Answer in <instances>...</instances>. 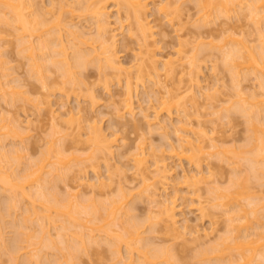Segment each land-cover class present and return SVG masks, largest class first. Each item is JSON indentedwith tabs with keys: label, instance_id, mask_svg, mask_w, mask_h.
<instances>
[{
	"label": "rangeland",
	"instance_id": "374dc122",
	"mask_svg": "<svg viewBox=\"0 0 264 264\" xmlns=\"http://www.w3.org/2000/svg\"><path fill=\"white\" fill-rule=\"evenodd\" d=\"M55 1L58 2L59 0L58 1L55 0ZM55 1H54V4H55ZM67 1H69V3L71 2L70 4L72 7L73 6L72 3L76 4L77 3L76 1H78V0H67ZM106 1L107 2H104V4L107 7V9L105 7V11L107 12L106 13L107 16H105V17L109 21V28H110L109 29L110 34L108 33L107 35H109V37H110L111 33H113V34L116 33V35H117L115 37V38H117V40L116 39L114 40L115 41V47H114L115 49H113V50H115L114 52L116 53L115 55L117 57V60H116V58H115V60H116V62H119L118 64H120L119 67L121 69L120 70L121 72L119 70H117V72L118 71L120 72V73L119 72L117 73V72L113 71V69L112 70H110V69L109 70L108 69L100 70L99 67H95V66H98L97 64L92 63V62L90 64L88 63L84 67L78 69L76 72V73H78L77 75H79V77L77 76L78 79L80 78L83 81H85V83L88 86L86 85L85 87L83 86L81 88L74 87L72 90H71L72 86H70L69 84L64 82L63 77L61 76L60 72H58L56 70L55 66L53 67L51 62L48 60L41 62L42 60H40L39 58L42 59L44 56L38 57L36 53H35V55L39 59L38 63L41 64L42 66L45 63L44 66H45V69L47 70L46 71L47 75H46V73H44V74H45V76L48 77L45 80L48 84V88H44V87L42 88V86H43V85L41 86L42 81L40 82V79H38L39 77H37V76H40L39 74L36 75V77H35V74L32 77L30 76L32 73L29 74L30 73L29 69H28L29 63H28V61H27L28 59L26 57L27 53L25 52V50L21 51L26 46L24 47L23 44L21 45L20 40H19L20 36H23V35L19 34V32L16 30L15 26H13L14 24L5 23L4 21H2L3 17L0 16V20H1L0 21V81H1L0 84L2 85V86L0 85V95L2 94L1 89L6 90V89H4V87L7 86L5 83H3L5 85L4 86L2 84V82H6V79H9L10 86H12L10 90L15 91L14 95H11V94H13V92H10L11 94L10 93L9 94L11 96H16L15 98L18 99V100L16 99L17 100L16 101L15 98L12 97V98H14L15 103L9 104L8 101H6L5 99L9 98L8 96H10V95H7L6 93H4L5 91H3L4 94H2V97H4L5 95L7 97L5 96V99H4L0 96V118L2 119L3 117H7V118H10V117L13 118L14 117L16 120L19 118L18 120H21L20 121L21 123L24 124L27 121V123L29 124V125L24 124L25 127L22 124L24 128L28 127V128H26V131H24L25 132V133H23L24 135H21L24 137V139L20 135H17L23 140L21 143H20L21 140L20 141L18 140L19 141V143H18L17 136L14 135V137H10V136H13L12 132H10L12 135L9 133L8 135H10V136L4 137L3 133L5 131L6 132L5 134H7V130H2L3 131L2 134H3L4 139L1 142L2 137L0 138V142H1L0 144L2 146H5V147H3L5 151H7V149H8V155H9V158L12 159V162L14 165L13 167L17 166V164L15 162L18 161L17 163H21L18 165L19 167L16 168V169H18L16 173L19 174L20 172H22V170H21L22 167L20 166L22 164H23L22 166L25 167L24 164L25 165L27 164L29 166H31V165L34 166V164L38 165L36 162H39V164H40V161L42 162V160L44 161V163H46L47 160L55 161L56 159L55 160L52 159L53 157L51 159L49 158L50 156L47 154L46 151L49 150V149H47V146H49L48 141L51 142V140L53 138L56 140L58 139V141L61 143L57 142V143H59L57 145H63L64 144V148H62V149H63V151L65 150L64 154H66V156L64 157V155H63V157H64L63 160L67 159V162H65V165L67 168H69V170H70V168H72L73 170L72 169L70 171L67 170V172L65 170L64 172L66 174L63 175L64 177L61 176L63 179L61 180V178H60L58 180V178H56L58 180L57 181L56 179H54V182H56V183L49 182L48 183L49 185L50 184L51 185L54 184V185H53V187L51 185H50V187L47 186V188L45 186V191H46V189H47V191L49 190L51 194L53 193L54 197H56L57 199H60L59 197H61V196H63V197L66 196L65 198H68V193L74 192L75 189H77V190L81 191L82 197L79 196V198H72V197L71 198H72L73 202L76 201L78 203L79 208L80 207L86 208V206H87V208H89L91 205L96 206V207L98 206L100 208V206L104 203L109 205L110 201H112L113 199L115 200L118 195H119L118 197L122 196V194H119V193H122V191L123 192L125 191L128 194H131V195H128V197L130 196L131 198L129 197L130 200H129V202L127 201L126 204L131 203L130 207L133 205L132 207H134V208H132V210L133 209L134 210L133 211L131 210V212H129L130 211L129 210L128 211L129 213L127 216L124 217V215L123 216L121 215L122 218L119 217L116 220L117 222L115 221V223H116V224L114 223L115 226L112 225V227H110L111 229H113V231L115 230L113 232V234L116 235L117 233L119 234V232L120 233L122 232V231H120L121 229L119 227L122 226L121 224L124 222H126V223L128 222V224H131V226L134 224L136 225V224L140 223L139 227H141V225L143 226L142 227L143 229L140 228V230L141 229L143 230V231H141V234L143 232V234L141 236H143L146 239L148 238V244L153 242L152 244L153 245L155 244V246H153V247L159 246L160 248H162V246L163 247L166 246V248H170V250H171L170 254H173V257L175 255L174 258L170 259L171 260V261H169L170 264H172V263L173 264H175V263L176 264H206L207 262L205 263L203 261L204 259L202 260L200 257L199 258L196 257V256H199L197 252H200V250L203 249L204 247L208 248V246H211V245L216 246L217 243L218 244L220 243V241L223 237L227 236V234H228L227 233L228 228L226 227L227 223H228L227 219L233 215L232 211H235V210L241 208L242 210H244V212H248V210L251 209V206H249L250 204H247V203L252 202L253 197L254 198L255 197H258V198L261 197L263 200L261 199L262 201L260 202L261 203L260 206H262V204L264 205V178H262V174H260L261 177H260V175L254 177V174L252 173L253 169H252V171L250 170L251 166L248 163L249 160L248 161L246 160L249 157L251 158V155L253 153L252 152L253 151L252 146L255 143L258 144L256 141H258L259 137H262L263 133H264L262 130V128H263L262 126L264 124V122H262V121H264V120H261V119H263V116H264V111H263L264 105H260L263 103L261 102L259 104V108H262V111H260L261 109H259V110L257 108L255 109V107L251 108L253 110L255 109V110H258L261 112L260 115L262 118H259V119L261 120L260 122H262L263 124L261 125L259 123V125H261L260 129L262 130V133H260V130H258L259 128L258 129L256 128V130L258 132L257 131L253 132V128L251 129L248 126L249 119L247 120V118H249V116L243 115V113L240 114V112H238L239 113L238 114L236 111H235L236 112L235 113L234 110L230 111V113H229L230 117H229L228 121L226 119L223 120L224 118L220 119V120L218 119L219 118L218 114L219 115L221 114L220 112H221V110L224 109V107L228 108V106L232 102H233L232 104H234V105H235V102L237 103L236 100H238V97L237 98H235V96L233 97V95H234L233 86L235 87L234 84L236 81L239 83L238 85H239L240 90H241V88H243L242 94L244 92L246 96H248L247 93L251 94L252 92H254V93L257 92L256 94H263V92H262L263 90L262 91L259 90L260 83L258 81V78H256V80L258 82L255 80L256 74H254V76L252 75L253 74L252 72H254L256 70L254 69V71L251 72L250 71L251 68H248L246 70L247 67H244L243 69H245V70L242 69L241 71L239 70L240 68H237V71L239 70V73H237L238 75H236V74L234 75L231 72L229 73L230 70L228 71L226 69V67H224V65H222L223 62L221 60V59H224L222 57V55H225V54H222V53L224 51H226L227 48L225 47L226 50H224V51L222 49L219 51L218 47L223 48V46L225 45L224 43H226V42H227V44L231 43L230 44V46H231L232 44H235L237 42V40H238V42H237L236 46L235 47H234V45H232V46L234 48L241 47L239 44V41H240V39H241V41H242V39H244V41H246V40L248 41V42L246 41L247 45L248 44H249L248 46L251 45V48H252V46L253 47L255 46V48H257V47L259 48V45L261 43H263L262 42L263 40H261V42H259L260 38H258V33L260 30L256 29L257 27H255L253 20L250 17L247 9H246V11L243 10V11L237 13L236 12L237 8L233 4H229V5H231L230 10L234 9L233 11H230L231 14L229 12H226V13H229L228 14L229 16L224 14L225 12L224 13L222 12L224 15L227 16V18L231 16L227 20H226V18H224L226 16L223 15L224 16L223 17L220 15L222 13L219 14V13H217L218 11L215 12L214 11L215 9L214 10L212 9L213 6L211 7L212 10L210 9V7H208L207 9H204V10H206L205 13L207 12L206 14H211L210 12H212V13L215 12V13H213V15L212 14L210 15L211 17L208 16L209 18L212 19V21H211V19L209 20V18L206 15H205V17H203L202 13L204 11L202 10L203 8L202 9L200 8L201 6H199V8H197L198 5L196 7V5L192 4L193 1L191 2L190 0H181L182 4L184 2L185 3L183 5L181 4L179 10L177 9L178 11L174 12V10H173L174 14L171 10V12L173 14L172 19H174V20H173V22H171L172 24L171 23L169 24L168 21L164 19L163 15L161 16V13L156 11V8H157L156 3L154 4L151 2L152 0L151 1L148 0L149 1L148 5H146V7L147 6L148 7L147 8L145 7L147 12H145V14H144V16L146 18L145 22H147V24H148L147 27H149V32L147 31L149 33L148 38L146 40L147 42L146 43L144 42V44L146 46H148L147 49L149 51H151L152 53H154L156 55V58L159 59V57H160L162 60L168 58V59H174L172 61H175V59L177 60V58H179L178 54H181L182 56L185 55L184 57L188 58V60H190L189 61L190 67H187L188 61H187V59H185V60H181V63H183V64H180V62H176L177 63V64H175L176 66L173 65V69L175 68V70L172 71V73L170 74L171 76L166 75L167 76V78H166V76H164V74H162L160 79H162L163 82L165 81L164 82L165 84H167V85L169 84L167 87L169 90H171L170 92L174 91V92H172L171 99H170L171 93H170V95H167V96L162 95L163 91L160 92L159 88L153 86L154 84H153V82H151L152 81L151 80L152 75L151 76L146 75V73H145V75L143 76V78L140 82H137L133 79L132 80V84H133L132 85L133 86L132 103H133V107H134V111H135V116L133 118V119H135V121L134 120L131 121V116L128 114L125 115V113H123V116H120L122 119L119 118V116L118 117L114 116L113 115V113H114L113 108L116 106L118 108L121 107L123 104V100L127 97L126 92H125L126 89L124 87L125 86L124 81H125V77L128 74L125 72V70L128 69L129 67H131L133 64H135L134 60L136 57L134 55L136 53H138V51H139L138 49L143 42H141L140 35L137 31V28L133 27L134 21L131 18H128L130 20L127 19V17H126L127 13H126L125 9L120 8L119 6L116 7V5L114 4L116 1L114 2V0H112L113 3L110 0H106ZM202 2H203V0L201 1V3ZM259 2H261V4H262V0L261 1L259 0ZM259 2H256V5L260 4ZM33 3H34V8L36 7V10H38V11L41 10V11H39L40 15L43 13L42 14L43 16H41V18L46 17L44 20L46 21V19H47V21H46L47 23H49L51 20L52 23L50 22V24H49L51 29L55 28L56 26L57 27L55 29L60 28V26H58L57 23L61 19L63 21L64 20L65 21L72 20L73 22L71 21L69 23H77V25L76 24L75 25H76L78 30L84 31L85 33L87 32L85 34L86 39H88V35H89L90 40H91V37H93V38L96 37V29L94 26L95 25L94 20L92 18H90L91 16L88 15L89 14L88 12H87L88 14L87 13L85 14V12L82 11V9L78 5H77V7H76V5L73 6L71 9L75 8V10H76V9L80 8V10H76L77 12L73 13L72 16H71V14L70 15L66 14V16H65L64 15L65 13H64L63 14L64 19L62 18L63 17L62 13H59L57 11V8H56L57 6L56 7L54 6L56 10L54 9L52 11H55L57 13L53 12L54 13L53 14L54 20L52 21V18H51L52 16L50 17V15H47V14H45V12H43L46 9H47L46 11H48V9H51V7L48 4L49 0H34ZM145 3L147 4V1ZM261 4H260V6H261ZM58 5H59V2H58ZM233 6L235 8H232ZM260 6L258 5L257 7L260 8V11H262V12H260V14L262 13L261 14V16H262V15H264V9H263L264 7L261 8ZM39 7H41V8H39ZM44 8H46V9H44ZM117 8H119L121 11V13H119L118 15H117ZM217 8H216V10H217ZM42 9H44V10L42 11ZM200 9L203 12L202 11L200 12ZM218 9H221V10H219L220 12L223 11L222 8H220V7ZM207 10H209V11H207ZM59 11H61V10H59ZM48 12L51 14L50 10ZM198 12L200 15L198 14ZM216 13L219 14L221 17L216 15ZM59 14H61L62 17ZM54 15H55V18H58V19H55ZM198 16H201L200 18H203L204 20L208 19L207 20L208 22L206 21V24H208L209 26L204 25L205 22L202 23L203 20L200 21L199 19H196V18H199ZM48 17H50V18L48 19ZM88 17H89V19H88ZM117 18L121 19V22L123 21L122 26H125L127 24H129V25L131 24L130 28L132 27L133 36L131 35L132 32H130V33L127 32V30L125 29L127 27H125L123 29L122 33L119 32L120 31L119 30L120 23H118V21L116 22ZM169 18H171V16ZM262 18L264 20V16ZM56 20H58V21L56 22ZM196 20L197 21L199 20L200 22L198 21V23H197ZM54 21H55V23H54ZM63 21H62V23H63ZM116 23H118V24H116ZM196 23H197V25H195ZM200 23L202 25V26L200 25V27H202V28L199 27ZM53 24H54V27L51 26ZM49 26L47 28H49ZM44 28L43 29L46 32L48 30H51L50 28L49 29H47L46 27H44ZM111 29H113L115 31L111 32L112 31ZM44 30H43V32H44ZM52 30L50 32H52ZM109 30H108V32H109ZM134 30H136V31H134ZM226 30L227 31L229 30V31L226 32ZM48 32H47V34L44 32V35H42V36L40 34V36L43 38H41L39 36V40H37V38H38L37 36H36L37 37L36 39L32 37V39L29 40L30 37L28 38L27 35H24V38H23V41L25 42L24 45H26L28 43L27 45L29 46L31 41H32L31 43L34 44V42H36L35 40L39 41L38 42L39 45H42V43L44 42V38L48 39V40L51 38V36H47V35H49ZM36 33L37 32H34V35ZM39 33H40V30H39ZM39 33L36 35H39ZM63 33H64V35L66 34L65 31H63V32L61 31L62 35H60V34L59 35L62 37V39L65 42L66 41L65 37L68 35L63 37ZM227 33H228V35H229V33H231V34L233 33L232 36L235 34L234 37L231 38V39H234V43H233V40H231L232 42H228L230 40L229 38L231 36L228 37V35H226ZM50 34H52V33H50ZM223 34H225V35H223ZM260 35H261V33H260ZM25 36L28 38V40L30 42L28 41L26 43L27 39ZM54 36H55V34H54ZM25 39H26V41H25ZM33 39H35V40H33ZM139 39H140V43H139ZM226 39H228V41H226ZM263 39H264V37H263ZM40 40H42V41H40ZM88 42H91V41H88ZM258 42H259V44H258ZM221 45H223V46H221ZM36 46H38V45L36 44ZM225 46L229 47V45H225ZM82 48L86 50V47L84 45ZM251 48L249 47V50H251ZM242 50H243V48H242ZM255 50L256 49H254V51ZM36 51H37V49H35V52ZM180 51H181V53H180ZM177 52H179V53L177 54ZM38 53L40 54L41 52L39 51ZM243 55H245V54H243ZM183 61L186 64H184ZM191 63H193V64L196 63L195 65H193V67H195V69L193 67H192V69H194L196 71V73H197L196 75H198L197 80L199 82V85L202 87V89L196 88L197 86L194 85L195 83L193 84L189 80L190 79L189 77L192 78L191 75L188 76V73H189L188 71L191 72V70H192V69H189V68H191ZM180 67L182 68L181 70L179 69ZM41 69L44 70V68H41ZM54 69L56 70L55 72H53ZM185 69H187V70H185ZM235 69H234V73L237 72ZM48 70H49V72H48ZM194 70H192V71L195 73ZM147 71H148V69H147ZM184 71H185V73H184ZM161 72L163 73V71H161ZM161 72H159V73L161 74ZM193 72H191V73L193 74ZM4 73H8L9 74L8 77H6V78L2 77V75ZM172 74H174V75H172ZM231 75L237 76L236 78L234 77L235 82H233V76H231ZM44 79H45V77H44ZM195 79H196V77H195ZM41 80H43V78ZM153 81H154V78H153ZM193 82H194V80H193ZM232 83H234V84H232ZM257 83H259V84H257ZM192 84L196 88V89H194V87L192 86L193 90L196 91L198 89L197 94L199 93L198 92L199 90L200 91L202 90L205 93V88L208 89V87L211 89L210 93H212L214 90L218 91L214 94L212 93V95L215 96V99L213 98L212 104H210V106L212 105L211 106L212 108L208 105L209 103L205 102V99L203 97H201L200 94H199L200 96L197 95L198 98L196 97V99H195V97H194L195 100H197V99L198 100L194 101L193 103H197V104L192 103V105H191V102L193 101V99L191 101H190V99L193 98L194 94L191 97H189L190 93L187 94L188 91H186V93H184V88L186 90L189 87V85L191 86ZM104 85H107V87ZM258 85H259V87H258ZM85 88H86V90H85ZM88 88H90V91H92L91 93L93 94V97H95L94 100L91 98V95H90L91 93L88 90ZM174 88H176V89H174ZM157 89L159 90V92L161 94L158 92ZM210 89H208V90L210 91ZM260 89H262V88H260ZM179 90H180V92H179ZM188 90H189V88H188ZM193 90H191V92ZM208 90H207V92H209ZM175 91L177 94L175 93ZM232 91H233V94H232ZM24 92H26V94H28L29 99L31 100V101H29V103H27L28 101L26 102V100L24 101V99H23L24 96L26 95ZM61 93H63V94H61ZM210 93H208V95ZM17 95H19L20 97H18ZM161 95H162V97H161ZM177 95L180 96V97H178L179 99L180 98L182 99L181 101L180 100L178 101L179 104L175 103V100H173L174 97ZM186 95L188 97H186ZM47 96H49V97H47ZM244 96L243 97L240 96L243 98L242 100H244ZM182 97H184V98H182ZM261 97L262 96L258 97L257 101H259V100L263 101V99H262L263 97L262 98ZM162 98H164V102L167 101L166 102L167 104L165 103V106L163 104ZM175 98H177V97H175ZM10 99L11 98H9L7 100H10ZM167 99L170 100V102H168ZM245 99H247V97ZM14 100H12V101H14ZM45 100H50V102H51L50 105H48ZM177 100L178 99H176V101ZM183 100H184V105L186 104L185 106L187 108L186 109L187 111L186 112L184 111L185 114H183V112L180 111L181 110L180 107L183 106V105H181V104H183L182 103ZM242 100H241V102H242ZM257 101L255 102L257 104L256 107L258 106ZM171 102L173 104L174 103L176 104V108H177V105H179V106L181 105L179 107V109H177L180 111L179 113H177L175 111L176 110L175 105L171 106V104H172ZM209 102H211V101H209ZM238 102H239V100H238ZM38 103H42V104L39 105ZM168 103L169 104L171 103L170 107H171V114H172L171 117H169V118L166 116V113H165L166 111L164 110V107H167ZM206 103H207V106H206ZM223 103H225V104H223ZM246 103L247 102H245V104ZM255 103H252V104L255 105ZM37 104H38V106H37ZM161 104H163V107ZM240 104L241 103H239V106H240ZM160 105L162 107V110H161ZM185 106L182 107V109L185 108ZM191 106H195V107L193 108ZM233 106H232V108H234ZM38 107L40 110H37ZM173 107L175 109H173ZM232 108H230V109H232ZM119 109H121V108H119ZM78 111H80V112H78ZM216 111L217 112L219 111V112L216 113ZM224 112H225V110H223V113ZM251 112H252V110H251ZM257 112H255V115ZM144 113L146 115L148 114L149 115L148 117L150 118V120L152 118L153 122L156 121V120H154V115L157 113L159 117H157L156 122L160 121V124L163 125L164 123H161V122L163 120H165L166 126L164 124V127L165 128L167 127V128L164 129V131H163V129H160L158 127L159 124H158V126L157 125L153 126L154 125L153 124L152 125L153 129H152L150 126L146 125V123L143 120L141 122H139V120L142 119V115ZM214 113H216V114H214ZM258 114H259V112H258ZM260 115L258 117H260ZM80 116H81V119L82 118L84 119V120L82 119L84 125L81 124L82 121L80 119ZM54 117H59L58 118L59 120L61 119V121H62L61 125H59V123L58 124L55 123V119H53ZM181 117H183L182 118L183 120L181 119ZM75 119L81 122L80 125H82L83 131L86 130L87 123L96 124L97 126L99 125L98 127L105 133V135L110 136L109 139L111 138V136H112V138H111L112 140H113V138H115V142H113L114 146L112 148L113 154H112V156H110L108 158V162H107L108 166H106L107 160L105 159V157H103V155L101 153H96V154H101L103 157L102 158L100 155H97L98 160L94 161L97 163V165H96V163H91V162H93L92 160H91V162H89L88 160H85L86 157L89 154H91L92 149L88 146V144L82 143L83 141H80L81 143L79 144L76 142V140H75V143H74V139L72 140V137L77 136V135L70 133L72 131L71 128H73L74 125L75 126L79 125V123H77L78 121H75ZM256 119H258V118L256 117ZM136 120L138 121L137 123L140 127L139 128L140 130L138 128H137L138 130H136V128L134 129V127H133L132 122L136 123ZM179 120H182V121L189 120L192 124L191 129L193 131L194 130L195 131L200 130L201 127H203L202 128L203 134H201V135L202 136L204 135V130H205L204 136H206V133H207V138H206L207 140H205V142H207L208 138H210V136L212 137V134H213V137H215L216 141L219 142L218 144L221 148V153H219L221 155H219V157L222 158L221 160H224V161H221L218 158V155H216V157L220 162L217 161V159H213V158L210 159L211 157H208L209 155H207V154L205 155V153H204V156L202 154H198V156L201 155V157H199V158H201V160L198 157H196V158H198L201 162L202 161L204 162V164H203V162L201 163V167H202L203 171L206 170L205 173L203 172V174H205L207 176V177L205 176L207 178V179L205 178V180H208V181L210 180V181L209 182L207 181L208 183L202 182L203 183L202 185L199 184V186H197V187L200 189L197 188V190H195L196 189L195 186L193 188H191L193 190V192H195V193H193L191 189L186 187V185L183 183V181L185 179L184 180L182 179L184 175L185 176H191V175L195 174L194 172H196V170L193 169L194 166L192 164L189 165V162L185 159L184 160L183 159H181V160L177 159L174 155H172V153H170L171 151L170 152L168 151L169 149L167 150L168 143H171L173 145V147L175 146V148L178 146L177 145L178 142H177V138H176V135L174 133V130L179 127V123H178ZM63 121H65L67 123H65ZM255 121H257V120H255ZM76 123H77V125H76ZM55 125H57V129L60 130L59 134L58 133L55 134V129L53 128V127H55ZM177 125H178V127H177ZM257 125H258V123H257ZM65 126H67V127L65 128ZM64 128L69 129V131L68 130H66V131H68L69 132L68 134H71L72 136L67 134V137L63 136L65 139L59 140V137L61 138L62 134L64 135V133L61 132L62 129H64ZM82 128H81V130H82ZM248 129H249V131L251 129V133L253 132V133H255V135L253 133L252 134L254 136H257L256 137L257 140H255V142L252 140L253 141L252 145L248 143L250 140H247V139H248V137L254 138V136L248 131ZM73 130L75 131V133H77L75 130V127L73 128ZM110 133H112V134L110 135ZM165 134H166V136H164ZM249 134H251L252 137H251V135L248 136ZM0 136H2V135H0ZM260 139L263 140L264 137H262ZM82 140H84V139L82 138ZM4 142H5V144H4ZM123 142H124V144H123ZM141 142H144V144L143 143L142 144L146 145V147H147L146 152L148 151L149 153H151L150 157L147 158V160L149 161V164L152 162L153 159L162 160V157H164L162 160V161H164L165 158L170 157L171 155H172V157L174 156L173 158L172 157L168 158L165 160V162H163L165 165H167V168L171 170V172H170L171 177L169 178L168 185H167L169 188H167L166 192H163L164 190H160L162 188V186H159L156 184L157 186L154 190L155 191L157 190L156 193L157 194L159 193V194L158 195L155 194L156 195L155 199L158 200V198L161 197V200L159 199L158 201H163V199H168V201L169 200L173 201V204L175 205L174 215H175V218L177 219L176 220L177 221L176 226L178 227L187 221V223H185V224L189 225L190 228L188 227V225H187V227L190 231L192 230V232L190 234H188L189 232H187L185 235L179 234V233H182L183 230L180 227H178L179 229H177V230L180 231V229H181V231L176 232V235L178 237L175 236V231L170 232L169 231L170 229L168 230L167 227L164 226V224H163V223H165V220L164 221L161 220V218L164 216L163 213L160 212L162 210V208L159 206L157 208V205L154 207L153 205H155V204H153V203L151 204V202L148 203L150 201L149 200L150 198H149V196H148V199L146 197H147V194L149 195V193L144 192L145 190L143 191V189H144V185L145 186L148 185L147 183H149L150 180H149V182L146 181L147 183L145 182L146 184L144 183L142 185L141 184L142 182L140 181L141 178H138V176L135 175V172H134L135 170L132 166V161H131V157H132L131 153L136 148L135 145H137V146L139 144L141 145ZM76 143H77V145L75 147ZM55 144H56V141H55L54 145ZM14 145H16V146H14ZM18 146H19V148H18ZM54 147H58V146H54ZM12 148H14V149H12ZM75 148H76V151L74 153ZM148 148H149V150H148ZM162 150H164V151L162 152ZM170 150H171V148H170ZM207 152H209V151L207 150ZM45 153H46V155H45ZM168 153H170V155ZM44 155L46 157H48L47 160H46V157H44ZM73 156L79 158V160L81 159L79 161V162H81L79 164L80 168H79V165L76 164L75 160H77V159L74 158ZM203 157H204V159L202 160ZM207 157H208V160L205 161V158L207 159ZM14 158H18V160L14 159ZM43 158H45V160ZM151 158H153V159H151ZM68 160H72L71 162H69V163H71L70 167H68V164H69ZM232 160H235L237 163L231 164L230 161H232ZM51 161H50V163H51ZM148 161H147V166H150V167H148V169L150 168L149 171H151V169L153 170L154 168H152V165L148 164ZM3 162H4V164H6L5 163L6 161H3ZM3 162H2V164H3ZM56 162H57V160H56ZM74 163H75V165H74ZM82 163H83V165H82ZM207 163L209 166V172L211 171L210 175L207 173L208 168L205 169ZM36 165L34 166V168L32 167V169H35ZM76 165H77V167H76ZM235 165H237V166H235ZM72 166L73 167L75 166V168H73ZM93 166H94V168H93ZM145 166H146V164H145ZM203 167H205V168H203ZM256 167H259V166L256 165ZM49 168H51V166L49 167V165H48V167L46 166L45 170H47ZM233 168H235V169H233ZM82 169L84 170L83 172L81 171ZM93 169L94 170L96 169L95 172L97 171L99 173V176H101V178L103 179V180L102 179L101 180L103 182H105L106 187L105 188L102 187V189H101V187H99L100 190L97 188L98 189L96 191L97 193L94 192L96 197L92 199L93 196L90 195L91 192L89 191V189L85 188L86 185H80L79 186V184H86L87 180H89L88 183H90V181H91V183L96 182V178L94 175L95 173H94ZM50 170H52V169H50ZM234 170H236V171H234ZM64 172L62 174H64ZM78 172H80V173H78ZM146 172L148 173V171H146ZM153 173H150V175L152 176ZM82 174H84V176ZM258 174H259V172L256 175H258ZM49 175L50 174H47V178ZM148 175H149V173H148ZM150 175H149V177H150ZM49 178H48V181L51 179V178L50 179ZM231 182H235L237 184L242 183L241 185H244V187H246V189H247V190L243 191L241 196H239V198H238V204L240 205V207L237 208V203H234V204L229 203V204L224 205V206L214 207L215 201H212L210 195H208V193L206 192L207 187L208 186L212 187L213 185H216V186H219L220 188L222 187V189H226L227 186H229V185L232 186L233 183L231 184ZM56 184H57V186H56ZM34 185L32 187L26 186L24 189L25 190L24 193H26V194L28 192L31 193L30 195H33L32 196L33 199H34V195L37 194V190H39ZM107 185H109V186H107ZM83 186H85V187H83ZM120 186H122V187H120ZM158 186L160 188H158ZM29 187H31V188H29ZM229 187H227V188H229ZM50 188H54V190L50 189ZM121 188H122V191H120ZM123 188H124V190H123ZM150 188H153V187H150ZM4 189L0 183V206L3 207L4 203L6 202L5 205L7 204L6 206H8V207L5 206L6 208L12 207V205L11 206L8 205V202L9 201L11 202L10 191L8 189L6 191H3ZM17 190H19L18 192L20 194V189H17ZM54 191H56V192H54ZM15 192L16 191L14 190V193ZM98 192L99 193L103 192V193L99 194ZM16 194H18V193H16ZM83 196H84V198H83ZM157 196H159V197L157 198ZM18 197H20V195ZM26 197L23 198L21 196L20 198L17 199V195H16L15 199H16V201H19V199H20V201H19L20 203L19 202L15 203L16 201H12L14 203V205L15 204L16 205L15 206L13 205L14 207H12L11 209L9 208L10 213H8V210L6 212L5 210H3V208H1L3 211L6 212L5 218L3 217L4 220L7 219V221H4V223H3V221H0V224L2 222L3 227L5 226L4 228L3 227L0 228V229H2L1 231H3V234H4L3 240L7 239L6 243L4 240L3 244L5 243L4 246L5 245L7 246V244H8L9 247L8 246H7L8 248L3 247L4 249H6L5 251L0 249L1 250L0 251L1 252L0 253V264H11V262H10L11 260L9 261V259H12V258H10L13 255L12 251H13V249H15V246L17 245L18 242L19 243L21 242L20 246L22 247V250H21V247H18L19 243L16 246V248L18 247L17 248L18 254L16 256V258H17L16 260L19 259L18 264H20V263L24 264L25 262H27L26 264H29V263L34 264L33 262H35L38 258L37 256H35L34 251H36V254L38 253L37 254L38 256L40 254L39 257H41V254H43L44 257L42 255V258H44V260H45V258H47V262L50 261V263L53 264L51 261H54L57 264V261L62 256L61 253L63 252V251L62 252L60 251L61 252L60 253L58 251V249H59L58 247H60L59 242L61 240H63L61 234L63 233V235H66L68 242H71L73 240L72 238H75V237H71V234L73 233L72 235H74V232H76V231H77L76 233L78 234L79 229H81V228L85 229V228L81 227L78 229V228H76L77 227L76 225H74V228H73V226H69V224H67L69 228H66L67 225H65L66 229H63L64 227L61 228V223L59 222L55 226V228H53L54 225H53V227H51V226L47 227V229L49 231L47 230L46 232H48V233H47V235L46 234L45 235L49 236V237H46V236L42 237V236H44V235H42L41 237L44 238V239H42V244H41V242H39L40 244L38 242L34 243L36 241L34 238L37 236L36 238L38 239L39 234L40 235L42 234L37 230L38 229L37 227H40V225L38 224L40 221H39V218H37L38 223H37V221H34V219L35 220H37V219L33 214H31L32 218H30V217H27V215H26V214H28V212L23 213L26 210L25 209L26 206H27V208L28 207L30 208L31 206H28V205H32V204H29L30 198H28V200H27ZM4 198H5V200H4ZM8 198H9V201H6V200H8ZM22 198H23V200H21ZM65 198L61 197L62 200L63 199L65 200ZM35 199H38V198H35ZM89 199H90V201H89ZM94 199H95V201H93ZM118 199L119 198H117V200ZM131 199H133V201ZM255 199H257V198H255ZM224 201L226 202L228 200H223V201L219 200V203L224 202ZM10 202H9V204H12ZM90 202H94V203L91 204ZM96 202L98 203V205L96 204ZM99 202L101 203V205ZM199 202L202 203L201 206H204L203 215H201L199 210H198V208L200 207ZM216 203L218 204V202H216ZM235 204H236V206H235ZM35 207L37 209L36 211L40 210L37 205ZM126 208H127V206H126ZM2 210H0L1 211L0 213H2ZM242 210H241V212H243ZM158 211L160 213H162L161 214L162 216L160 215V213H158ZM151 213H152V215H151ZM258 213H259L260 217L256 220L249 214L248 217L250 219H248V220H250L251 222L248 223L249 225L246 228L248 233L246 231H245V233L249 234V236L252 235V233H253L254 236L253 235L252 236L254 237V240L257 239V241L255 243H253L254 245L251 247L252 248L254 247L253 249L255 250V252H257L256 248L260 247V248H258L260 251L258 250L257 253L261 252V254H264V253H262V252H264L262 249L264 247H263V245H260L262 243L261 242L262 239H264V218H262V216H264L263 215L264 210H260V208H259ZM148 214L151 215V220H149ZM6 215H9V216H6ZM3 216H4V214H3ZM28 216H29V214H28ZM78 216H80V214ZM80 217L84 218L83 214ZM152 217H153V219H156L158 217L157 218L158 222H156V220H154L155 222L152 221ZM154 217H156V218H154ZM159 217H160V220L162 222L158 220ZM22 218H24L25 222H27V223L23 222L24 219H22ZM20 220H22V221H20ZM26 220H28V221H26ZM32 220L34 223L30 222ZM184 220H186V221H184ZM150 221H152L153 223H156V224L158 223V224L154 226V224L151 222L153 225L149 226L151 224V223L149 224ZM22 222L25 224H23ZM35 222L38 224V226H36ZM84 222H85V220H84ZM241 222H240V224L243 223V222L242 223ZM244 222H245V220H244ZM56 223H57V221H56ZM238 223L239 222H237L236 224H238ZM21 224H23L25 226L22 227L23 225H21ZM40 224H41V222H40ZM1 225H0V227H1ZM87 225L90 226L89 224H87ZM116 225L118 226V228L116 227ZM20 226L22 228H20ZM123 226H124V224H123ZM125 226H127V225H125ZM249 226H250V228H249ZM49 227H51V228H49ZM24 228H27V230L28 229L29 230L28 231L26 229L24 230ZM115 228H117V229H115ZM152 228H153V230H150ZM248 228H249L250 232H249ZM45 229H46V227H45ZM82 229H81V231H82ZM164 229H166V231ZM85 230H87V229H85ZM144 230H146V231H144ZM244 230H245V228H244ZM18 232H23L24 234H26V236H28L27 234H29V236L27 238H30V237L34 236L35 234H38V235L32 237L33 240H35L34 242L32 241L34 243L33 246H31V245L28 246L27 245L28 242L26 243V242L22 241V240H25V241L27 240V238H22L24 236L21 237L22 239H18L20 241H18V240L16 241L17 236L19 237ZM49 232H50V235H48ZM85 232L86 231H84V233ZM243 232L244 231L242 230V233ZM19 234L21 236L22 233H19ZM178 234L183 235V236L179 237ZM196 234H197V236L200 235L201 239L203 237L202 240L200 239L203 244L201 242H199L200 240L197 241V242L201 243L200 245H202V246L205 244L203 247L199 246L198 243L195 241H194V243L191 242V241H193L191 239H193L194 235H195V237H197ZM205 234H208L207 235L208 237L204 238ZM79 235H80V233H79ZM259 235H261V238ZM66 236H64V240H67V239H65ZM252 236H251V239H252ZM80 237H82V239H85L81 235H80ZM80 237L78 236L77 238H80ZM174 237H176V238L174 239ZM59 238H61V240ZM207 238L209 239V241ZM99 239L97 238V241H99ZM101 239H100V241H101ZM69 240H71V241H69ZM102 240H104V239H102ZM149 240L151 242H149ZM28 241H31V239L30 240L28 239ZM105 241H103L104 243L101 241V245H99L100 243L97 242L98 245L96 246V244H97L96 243L94 246H91V248L89 247L88 248L89 250L88 249L86 251L82 250L81 254L79 253V255L77 256L78 258H77V260H75V262L78 264H119V263H116L117 259H116V261H115V259L114 260L112 259V257H114V255H113V253L110 254V252H111L110 248L111 247L109 246V244H107L108 242H105ZM32 242H30V243H32ZM263 242H264V240H263ZM53 243L54 244L56 243V246H54ZM71 243H69V244H71ZM75 243L71 244V246L68 243H66V244H68L70 247H72L73 245L75 246ZM195 243H196V245H195ZM45 244L47 247L44 246ZM116 244L118 245V246L115 245L116 249L118 248V250L122 254V257L126 258V256H127L126 252L127 251L125 250L124 246L122 244H118L117 242H116ZM152 244H150V245H152ZM62 245H64V244H61V246ZM108 247H109V250H108ZM0 248H1V244H0ZM39 248L41 249V251H39L40 250ZM47 248H49V249H47ZM60 248H62V247H60ZM18 249H20V250L18 251ZM261 249H262V251H261ZM2 251H4V252H2ZM15 251H13V252H15ZM234 251H235V249L233 250V252ZM29 252H31V253L34 252V255L29 254ZM233 252H232L233 256L235 258L239 259L238 250H236L237 254L235 252L234 253ZM65 253H66V251H65ZM77 254L78 253H76V255ZM14 255H16V253ZM24 255L26 257L28 255L29 256L31 255L30 256L31 260H29V256H28V258H26ZM32 255H33L34 260L32 258ZM24 257L26 260L24 259ZM35 257H37V258H35ZM255 257H256V255H255ZM259 257L261 258V256H259ZM259 257L255 258V262L259 260V259H257ZM54 259H56V260L58 259V260L56 261ZM61 259H63V257H61ZM199 259H201L202 261ZM28 260H29V262H28ZM37 261H38V263H37ZM37 261L35 264H41L39 262V260H37ZM43 261H42V264H44ZM60 261L62 263V260H60ZM45 262H46V260H45ZM239 263H243V262L239 261ZM258 263L259 262H256V264H258ZM46 264H49V263H46ZM58 264H60V263H58Z\"/></svg>",
	"mask_w": 264,
	"mask_h": 264
},
{
	"label": "bare ground",
	"instance_id": "6f19581e",
	"mask_svg": "<svg viewBox=\"0 0 264 264\" xmlns=\"http://www.w3.org/2000/svg\"><path fill=\"white\" fill-rule=\"evenodd\" d=\"M33 1L34 0H0V16H2L3 18H2V21H4L5 23H12V24H14L13 26H15V28H16V30L19 32V34H21V35H23V36H20V44L22 45L23 44V46L25 47V48H23L21 51H23V50H25V52L27 53L25 56L27 57V61H28V69H29V74H31L30 76L32 77V76H34V74H35V77H36V75H40V76H37V77H39L38 79H40V82H41V86H42V88L44 87V88H48V84H47V82L45 81L48 77L47 76H45V74L44 73H46V69H45V63L43 64V66L41 65V64H39L38 62V60L40 59V60H42L41 62H43V61H46V60H48V61H50L51 62V64L53 65V67L55 66V68H56V70L58 71V72H60V74H61V76L63 77V79H64V82L65 83H67V84H69L70 86H72L71 87V90L74 88V87H77V88H81V87H85L87 84L85 83V81H83L82 79H78V77H79V75H77L78 73H76L77 72V70L78 69H80V68H82V67H84L86 64H90L91 62L92 63H95V64H97L98 66H95V67H99L100 68V70H105V69H110V70H112L113 69V71H115V72H117V70H121L120 69V64H118L119 62H116V60H117V57H116V53L114 52L115 50H113V49H115L114 47H115V39L117 40V38H115L117 35H116V33L115 34H113V33H111V35H110V37H109V35H107L108 33L110 34V28H109V21L106 19V17L105 16H107L106 15V11H105V7H106V5L104 4V2H107L106 0H78V1H76L77 3L75 4V3H72V5L73 6H75L76 5V7H77V5L82 9V11H84L85 12V14L87 13L88 15H90L89 17L90 18H92L93 20H94V26H95V29H96V37L95 38H93V37H91V40H90V38H89V35H88V39H86V33L84 32V31H81V30H78L77 29V27H76V25H77V23H69V22H71L72 20H70V21H68L66 18V20L68 21H63L62 19L61 20H59V22L57 23V25L58 26H60V28H58V29H55V28H50V26H49V24H50V22H51V20H50V22L49 23H47L46 21H47V19H46V21L44 20L46 17H44V18H41V16H43L42 14L40 15V12L39 11H41V10H36V7L34 8V3H33ZM54 1L55 0H49V6L51 7V9H48V11L50 10V12H51V14L48 12V11H46L47 9L46 8H44V9H46V10H44V9H42V11L43 12H45V14H47V15H50V17L52 18V21L54 20L53 19V12H55V11H52V10H54L55 9V7L57 8V11L59 12V13H62V15L64 14L65 16H66V14H68V15H70L71 14V16L73 15V13H75V12H77L76 10H80V8L79 9H76L75 10V8L74 9H71L72 7H71V2L69 3V1H67V0H57L58 2H59V5H58V2H56L55 1V4H54ZM110 1H112V0H110ZM116 1V2H115ZM147 1V4L145 3ZM114 0V4L116 5V7H120V8H123V9H125V11H126V13H127V19L128 18H131L133 21H134V23H133V27H135V28H137V31H138V33H139V35H140V39H141V42H143L141 45H140V47H139V51H138V53H136L134 56L136 57L135 58V64H133L131 67H129L128 69H126L125 70V72L128 74L126 77H125V83H124V87H125V89H126V98L123 100V104H122V106L121 107H119V108H121V109H119L117 106L116 107H114L113 108V115L114 116H119V118H121L120 116H123V113H125V115L126 114H128V115H130L131 116V121L132 120H134L135 121V119H133L134 118V116H135V111H134V107H133V103H132V93H133V84H132V80L134 79L135 81H137V82H140L141 80H142V78H143V76L145 75V73H146V75H152V81L151 82H153V86H155V87H157V88H159L160 89V92H162L163 91V94L162 95H170V93H171V96H170V99H171V97H172V92H174V91H172V92H170L171 90H169L168 89V85L167 84H165L163 81H162V79H160L161 78V76H162V74H164V76H168V75H170L171 73H172V71H174L175 70V68L173 69V65H175V64H177L176 62H180V64H183V63H181V60H185V59H187V67H190V63H189V61L190 60H188V58H185L184 56H182L181 54H178L179 52H177V54H178V57L179 58H177V60L175 59V61H172V60H174V59H161L160 57H159V59L158 58H156V55L154 54V53H152L151 51H149L148 49H147V47L148 46H146L145 44H144V42L146 43L147 41V38H148V35H149V27H147L148 26V24H147V22H145L146 20V18H145V16H144V14H145V12H147L146 11V8L148 7H146V5H148V2L149 1H151V0ZM191 2H192V4H194V5H196V7H197V5H198V7L197 8H199V6H201L200 8L204 11H202L201 9H200V12L202 11L203 13H202V15H203V17H205V15L208 17V16H210L211 14L213 15V13H215V12H217V13H224V14H226L227 16H229L228 14L230 13L231 14V12L230 11H233V10H230L231 9V5H229V4H233L236 8H237V10H236V12L238 13V12H241V11H243V10H245L246 11V9L248 10V12H249V15H250V17L252 18V20H253V23H254V25H255V27H257L256 29H258V30H260L259 31V33H258V38H260V41L259 42H261V40H263L262 42L263 43H261L260 45H259V48L257 47V48H255V46L253 47L252 46V48H251V45L250 46H248L247 45V42L246 41H244V39H242V41H241V39H240V41H239V44H240V46L241 47H236V48H234L235 46H236V44H237V42H238V40H237V42L235 43V44H232V45H234V47L231 45L230 46V44L228 43L227 44V42L226 43H224L225 45H229V47L228 46H223V45H221V46H223V48L222 47H218L219 48V51L222 49L223 51L224 50H226V48H227V50L226 51H224L222 54H225V55H222V57L224 58V59H221L222 60V62H223V64L222 65H224V67H226V69L229 71V73L231 72L232 74H236V75H238L237 73H239V70L241 71L244 67H247L246 68V70L248 69V68H251V72L252 71H254V69L256 70V71H254V72H252L253 74V76H254V74H256L255 76V80H256V78H258V81H259V83H260V88H262V89H260L259 88V90H263L262 92H263V94H256L257 92H252L251 94L249 93H247V95L248 96H246L245 95V93L243 92V94H242V89L243 88H241V90H240V88H239V83L236 81L235 82V79H234V77L236 78L237 76H234V75H231V76H233V82H235V84L234 83H232V84H234L235 85V87L233 86V90H234V95H233V97L235 96V98H237L238 97V100H239V102H238V100H236L237 101V103L235 102V105L234 104H230L229 106H228V108L226 107H224V109L223 110H225V112L223 113V110H221V114L219 115L218 114V116H219V120L220 119H223V120H229V113H230V111H232V110H234V112L236 111L237 113L238 112H240V114L241 113H243V115H247V116H249V118H247V120L249 119V123H248V126H249V128H253V132L255 131H257L256 130V128L258 129V130H260V133H262V130H263V132H264V124L262 123V122H264V121H262V122H260L261 120H264V116H263V119H259V118H262L261 117V115H260V111H262V108H259V104L262 102L263 104H260V105H264V39H263V37H264V20H263V16L264 15H262L261 16V14H260V12H262V11H260V8L259 7H257L258 5L260 6V4H261V2H259V0H203V2L201 3V1L202 0H190ZM205 1V2H204ZM261 1V0H260ZM152 3H156V11H158L159 13H161V16L163 15V17H164V19L165 20H167L168 21V23L170 24L171 22H173V20L174 19H172L173 17V14H174V12L175 11H178L179 10V8H180V6H181V4H182V1L181 0H152L151 1ZM256 2H259L260 4H258V5H256ZM112 3H113V1H112ZM185 3V2H184ZM183 3V4H184ZM264 3V0H262V4H261V8L262 7H264L263 4ZM182 4V5H183ZM48 6V7H49ZM55 6V7H54ZM215 6L216 8L218 7H220V8H222V10L223 11H219V10H221V9H218L217 8V10H216V8L213 7ZM230 6V7H229ZM232 7V8H235V7ZM146 7V8H145ZM154 7V6H153ZM208 7H210V9H211V7H212V9L215 11V12H210L211 14H206L205 13V11L206 10H204V9H207ZM39 8H41V7H39ZM53 8V9H52ZM59 8V9H58ZM106 9H107V7H106ZM178 9V10H177ZM209 9V10H210ZM211 9V10H212ZM264 9V8H263ZM56 10V9H55ZM59 10H61V11H59ZM75 10V11H74ZM171 10H172V12H173V10H174V12H173V14H172V12H171ZM209 10H207V11H209ZM210 10V11H211ZM79 12V11H78ZM226 12H229V13H226ZM235 12V11H234ZM49 13V14H48ZM55 13H57V12H55ZM119 13H121V11H120V9L119 8H117V15L119 14ZM216 13V15H218L219 17H221V16H223L224 14L222 13V14H217ZM198 14H199V12H198ZM56 15V14H55ZM55 15H54V18H55ZM60 16H61V14H59ZM64 15H63V19H64ZM67 15V16H68ZM84 15V14H83ZM200 15V14H199ZM215 15V16H216ZM226 15H224V16H226ZM59 16V17H60ZM171 16V18H169ZM214 16V17H215ZM223 16V17H224ZM227 16L226 17H224V18H226V20L228 19V18H230V17H228L227 18ZM50 17H48V19L50 18ZM58 17V16H57ZM74 17V16H73ZM89 17H88V19H89ZM118 17V16H117ZM199 18H196V19H199L200 21L201 20H203L202 21V23H204L205 22V24L204 25H208V24H206V21L208 20H204L203 18H200L201 16H198ZM211 17V16H210ZM218 17V18H219ZM68 18V17H67ZM209 18V17H208ZM216 18V17H215ZM55 19H58V18H55ZM72 19V18H71ZM126 19V20H127ZM211 18H209V20H210ZM91 20V19H90ZM120 20V21H119ZM128 20H130V19H128ZM198 20V21H199ZM1 21V20H0ZM58 20H56V22H57ZM62 21H63V23H62ZM108 21V22H107ZM118 21V23H120V28H119V32L120 33H122V31H123V29L125 28V27H127V28H125L126 30H127V32L128 33H130V32H132L133 30H132V27L130 28V26H131V24L129 25V24H127V25H125V26H122L123 24V21L121 22V19H119V18H117V20H116V22ZM198 21L196 20V22L198 23ZM199 21V22H200ZM211 21H212V19H211ZM73 22V21H72ZM195 22V21H194ZM208 22V21H207ZM52 23V22H51ZM54 23H55V21H54ZM118 23H116V24H118ZM197 23L195 24V25H197ZM211 23V22H210ZM209 23V24H210ZM214 23V22H213ZM212 23V24H213ZM76 24V25H75ZM172 24V23H171ZM174 24V23H173ZM258 26H257V25ZM200 25H201V23L199 24V27H200ZM49 26V28L52 30V32H50L51 30H48L47 32L49 33V35H47V36H51V38L48 40V39H45L44 38V42L42 43V45H39L38 44V42L39 41H37V40H39V36H40V34H41V36L42 35H44V32L47 34V32L44 30L45 28L44 27H48ZM52 27H54V24L53 25H51ZM202 26V25H201ZM209 26V25H208ZM206 27V26H205ZM44 28V29H43ZM49 28H47V29H49ZM134 28V29H135ZM200 28H202V27H200ZM46 29V30H47ZM118 29V28H117ZM116 29V30H117ZM148 29V30H147ZM39 30H40V33H39ZM42 30V31H41ZM43 30H44V32H43ZM108 30H109V32H108ZM112 31L111 32H113V31H115V30H113V29H111ZM131 30V31H130ZM61 31L63 32V31H65V35H64V33H63V37L64 36H66V35H68V36H66L65 38H66V41L64 42V40L62 39V37L60 36V35H62L61 34ZM134 31H136V30H134ZM148 31V32H147ZM179 31V30H178ZM229 31V30H228ZM227 30H226V32H228ZM34 32H37L36 34H38L39 33V35H34ZM118 32V33H119ZM224 32V31H223ZM50 33H52V34H50ZM127 33V34H128ZM260 33H261V35H260ZM54 34H55V36H54ZM60 34V35H59ZM233 34V33H232ZM232 34L231 33H229V35H228V33L226 34V35H228V37H230L229 39V41H228V39H226V41H228V42H232L231 40H233V43H234V39H231L232 37H234V35L232 36ZM24 35H27V37L29 38V40H31L32 39V37L33 38H37V40H35V39H33V40H35L36 42H34V44L33 43H31L29 40H28V38L26 37V39H27V41H26V39H25V41H26V43L29 41L30 42V44H29V46L26 44V45H24V41H23V38H24ZM57 35V36H56ZM131 35L133 36V32L131 33ZM223 35H225V34H223ZM37 36V37H36ZM40 36V37H41ZM46 36V35H45ZM46 36V37H47ZM53 36V37H52ZM55 37V38H54ZM70 37V38H69ZM227 37V36H226ZM227 37V38H228ZM41 38H43V37H41ZM64 38V39H65ZM257 38V39H258ZM262 38V39H261ZM140 39H139V43H140ZM43 40V39H42ZM42 40H40V41H42ZM88 41H91V42H88ZM236 41V40H235ZM259 42H258V44H259ZM250 43V42H249ZM36 44L38 45V46H36ZM238 44V45H239ZM83 45L86 47V50L85 49H83L82 47H83ZM19 46V45H18ZM144 46V47H143ZM212 46V45H211ZM226 47V48H225ZM249 47L251 48V50H249ZM217 48V49H218ZM240 48V49H239ZM242 48H243V50H242ZM35 49H37V51L35 52ZM205 49V48H204ZM246 51H245V50ZM248 49V50H247ZM253 49V50H252ZM254 49H256L255 51H254ZM41 52L40 54L38 53V52ZM47 51V52H46ZM20 52V51H19ZM45 52V53H44ZM246 52V53H245ZM21 53V52H20ZM35 53L37 54V56L38 57H40V56H44L42 59L41 58H39L38 59V57L35 55ZM180 53H181V51H180ZM39 54V55H38ZM243 54H245V55H243ZM225 56V57H224ZM115 58H116V60H115ZM184 58V59H183ZM44 59V60H43ZM30 60V61H29ZM224 60V61H223ZM175 62V63H174ZM184 62V61H183ZM194 62V61H193ZM221 62V63H222ZM94 64V65H95ZM179 64V65H180ZM184 64H186L185 62H184ZM196 64V63H195ZM195 64H193V63H191V68H189V69H192V67H193V65H195ZM189 65V66H188ZM216 65V64H215ZM50 66V65H49ZM176 66V65H175ZM174 66V67H175ZM181 66V65H180ZM184 66V65H183ZM215 67V66H214ZM41 68H44V70L43 69H41ZM52 68V67H51ZM194 69H195V67H193ZM199 68V67H198ZM217 68V67H216ZM236 68V69H235ZM237 68H240L238 71H237ZM48 69V68H47ZM53 69V68H52ZM147 69H148V71H147ZM180 70L182 69L181 67L179 68ZM194 69H192V70H194ZM214 69V68H213ZM234 69L237 71H235L236 73H234ZM43 70V71H42ZM55 69L53 70V72H55L56 71ZM147 72H146V71ZM185 70H187V69H185ZM191 70V72H193ZM197 70V69H196ZM200 70V69H199ZM243 70H245V69H243ZM118 71V72H119ZM151 71V72H150ZM161 71H163V73L161 72ZM183 71V70H182ZM181 71V72H182ZM195 71V70H194ZM249 71V70H248ZM48 72H49V70H48ZM105 72V71H104ZM117 72V73H118ZM121 72V71H120ZM119 72V73H120ZM159 72H161V74L159 73ZM189 73H188V76H192V78L191 77H189L190 79V81H191V83H195L194 85L195 86H197L196 88H198V89H202V87L199 85V82H198V75H196L197 73H196V71H195V73L193 72V74L190 72V71H188ZM149 73V74H148ZM151 73V74H150ZM175 73V72H174ZM184 73H185V71H184ZM183 73V74H184ZM187 74V73H186ZM195 74V75H194ZM8 73H4L3 75H2V77H4V78H6V77H8ZM46 75H47V73H46ZM172 75H174V74H172ZM45 77V79H44V77ZM78 76V77H77ZM167 76H166V78H167ZM171 76V75H170ZM1 77V78H2ZM195 77H196V79H195ZM43 78V80H41ZM106 78V77H105ZM153 78H154V81H153ZM164 78V77H163ZM166 80V79H165ZM188 80V81H189ZM193 80H194V82H193ZM105 81V80H104ZM189 81V82H190ZM257 81V80H256ZM257 81V82H258ZM240 82V81H239ZM0 83H1V81H0ZM3 83H5L7 86H5ZM259 83H257V84H259ZM2 84L5 86L4 87V89H6V90H3V89H1L2 90V94H4V93H6L7 95H10L11 93L10 92H13V94H11V95H14V92L15 91H11L10 89H11V87L12 86H10V81H9V79H6V82H2ZM105 84V83H104ZM174 84V83H173ZM189 85V90H188V88L185 90V88H184V93H186V91H188L187 92V94L188 93H190V96L189 97H191L193 94V98H191L190 99V101L193 99V101L191 102V105H192V103L194 102V101H197V100H195L196 99V97H197V95L198 96H200L201 95V97H203L204 99H205V102H207V103H209L208 105L210 106V104H212V101H213V98L215 99V96L214 95H212V93L214 94V93H216V92H218L217 90H214L212 93H210L211 92V89L208 87V89H210V91L207 89V88H205V93L203 92H201L200 90L198 91L199 93L197 94V90L195 91V90H193V87H194V89H196L195 88V86L194 85ZM1 85V84H0ZM188 85V84H187ZM2 86V85H1ZM88 86V85H87ZM104 86H106L107 87V85H104ZM193 86V87H192ZM10 87V88H9ZM171 87V86H170ZM258 87H259V85H258ZM76 88V89H77ZM91 88V87H90ZM90 88H88V90L90 91ZM172 88V87H171ZM178 88V87H177ZM192 88V89H191ZM8 89V90H7ZM174 89H176V88H174ZM13 90V89H12ZM85 90H86V88H85ZM158 90V89H157ZM173 90V89H172ZM191 90H193L192 92H191ZM207 90L209 91V92H207ZM3 91H5L4 93H3ZM88 91V92H89ZM67 92V91H66ZM70 92V91H69ZM74 92V91H73ZM92 91H90V93H91ZM158 92H159V90H158ZM159 92V93H160ZM179 92H180V90H179ZM10 93V94H9ZM17 93V92H16ZM22 93V92H21ZM25 94H26V92H24ZM23 93V94H24ZM72 93V92H71ZM175 93H176V91H175ZM192 93V94H191ZM208 93H210L209 95H208ZM261 93V92H260ZM2 94L0 95L1 97H2ZM24 94V95H25ZM61 94H63V93H61ZM68 94V93H67ZM161 94V93H160ZM177 94V93H176ZM200 94V95H199ZM232 94H233V91H232ZM8 96L9 98H11L10 100L12 101V100H14V98L16 97V96ZM16 95V94H15ZM65 95V94H64ZM91 95V98L94 100V98L95 97H93V94L91 93L90 94ZM162 95H161V97H162ZM175 95V94H174ZM179 95V94H178ZM175 96V97H177V98H175L174 97V99L173 100H175V103H178V101L180 100H182L181 98L179 99L178 97H180V96ZM185 95V94H184ZM196 95V96H195ZM211 95V96H210ZM247 97V99H245L246 97ZM262 96L261 98L263 99V101L262 100H259V101H257V99H258V97H260V96ZM6 96V95H5ZM5 96L4 97H2V98H4L5 99ZM18 97H20L19 95H17ZM27 96V97H26ZM50 96V95H49ZM49 96H47V97H49ZM240 96H244V100H242L243 98L242 97H240ZM7 97V96H6ZM12 97H14V98H12ZM46 97V98H47ZM169 97V96H168ZM186 97H188L187 95H186ZM194 97H195V99H194ZM212 97V98H211ZM9 98H7V99H9ZM182 98H184V97H182ZM198 98V97H197ZM202 98V99H203ZM7 99H5L6 101H8V103L9 104H13V103H15V100L17 99V98H15V100L14 101H10V100H7ZM24 101L26 100V102L27 103H29V101H31L30 99H29V96H28V94H26L25 96H24ZM22 99V100H23ZM163 99V104H164V106H165V103L167 102H164V98H162ZM176 99H178L177 101H176ZM200 99V98H199ZM203 99V100H204ZM229 99V98H228ZM260 99V98H259ZM2 100V99H1ZM18 100V99H17ZM16 100V101H17ZM20 100V99H19ZM168 100V99H167ZM211 101V102H209V101ZM231 100V99H230ZM241 100H242V102H241ZM250 100V101H249ZM46 101V103L48 104V105H50V100H45ZM226 101V100H225ZM247 102L246 104H245V102ZM249 101V102H248ZM258 102V106L256 107V103L255 102ZM168 102H170V100H168ZM204 102V103H205ZM229 102V101H228ZM244 102V103H243ZM6 103V102H5ZM162 103V102H161ZM172 103V102H171ZM170 103V104H171ZM171 104V106H173V105H175V108H176V104ZM181 103V102H180ZM183 104H181V105H183V106H179V105H177V108H176V112L177 113H179L180 111H182L183 112V114H185V112L187 111L186 109V104L184 105V100H183V102H182ZM186 103V102H185ZM207 103H206V106H207ZM239 103H243L242 105L240 104V106H239ZM251 103V104H250ZM252 103H255V105L254 104H252ZM7 104V103H6ZM8 104V105H9ZM39 105H41L42 103H38ZM38 104H37V106H38ZM163 104H161L162 105V107H163ZM167 104V103H166ZM170 104L168 103V106L167 107H164V110L166 111L165 113H166V116L169 118V117H171V107H170ZM179 104V103H178ZM193 104H197V103H193ZM223 104H225V103H223ZM227 104V103H226ZM238 106H237V105ZM250 104V105H249ZM161 105H160V107H161ZM234 105V106H233ZM63 106V105H62ZM185 106V108H183L182 109V107H184ZM190 106V105H189ZM212 106V105H211ZM210 106V107H211ZM232 106L236 109H234V108H232ZM236 106V107H235ZM162 107H161V110H162ZM179 107H180V111L179 110H177V109H179ZM191 107H195V106H191ZM214 107V106H213ZM253 107H255V109L257 108L258 110L259 109H261L260 111H258V110H253V109H251V108H253ZM174 107H173V109H175ZM212 108V107H211ZM230 108H232V109H230ZM263 108H264V106H263ZM185 109V110H184ZM37 110H40L39 109V107H38V109ZM251 110H252V112H251ZM122 111V112H121ZM185 111V112H184ZM259 112V114H258V112ZM263 111H264V109H263ZM78 112H80V111H78ZM77 112V113H78ZM219 112V111H218ZM217 111H216V113H218ZM235 112V113H236ZM255 112H257L256 113V115H255ZM176 113V114H177ZM216 113H214V114H216ZM253 113V114H252ZM116 114V115H115ZM239 114V113H238ZM187 115V114H186ZM255 115V116H254ZM260 115V117H258ZM58 116V115H57ZM149 115L147 114H143L142 115V119H140L139 120V122H141L142 120L146 123V125H148V126H150L151 128H152V125L153 126H155V125H157L158 126V124H159V128L160 129H163V131H164V129H166L165 127H164V124H165V120H163L161 123H164L163 125H161L160 124V121L159 122H156L157 121V117H159L158 116V114L156 113L155 115H154V120H156L155 122H153L152 121V118H151V120H150V118L148 117ZM184 116V115H183ZM253 118H252V117ZM3 117V116H2ZM17 117V116H16ZM185 117V116H184ZM246 117V116H245ZM255 117V118H254ZM256 117L259 119H256ZM14 118V117H13ZM13 118H7V117H3L2 119L0 118V135H2V136H0V138L2 137V139H1V142H2V140L4 139L3 138V134H4V137H8V136H10V135H8L10 132H12L13 133V136H10V137H14V135L15 136H17V135H24L23 133H25L24 131H26V128H28V127H26V128H24L25 127V125L24 124H26V125H29L28 123H27V121H26V123H21L20 121L21 120H16L15 118L13 119ZM59 117H54L53 119H55V123L56 124H58L59 123V125H61V123H62V121H61V119L59 120L58 119ZM179 118V117H178ZM183 117H181V119H182ZM252 118V119H251ZM79 119V118H78ZM80 119H81V116H80ZM79 119V120H80ZM83 119V118H82ZM81 119V121H82V123L80 122V121H78V120H76L75 119V121H78L77 123H79V125H77V123H76V125L77 126H75L74 125V127H75V130H76V132L77 133H75V131L73 130V128H71L72 129V131L70 132L71 134L73 133L74 135H77V136H74V137H72V140L74 139V143H75V140H76V142L77 143H81L80 141H83L82 143H84V144H88V146L92 149L91 151V154H89L87 157H86V159L85 160H88L89 162H91V160L93 161V162H91V163H96V162H94V161H96V160H98V158H97V155H100L101 157H102V155H103V157H105V159L107 160L106 161V166H108V164H107V162H108V158L110 157V156H112V154H113V142H115V138H113V140L111 139L112 138V136H111V138L109 139V135H105V133L96 125V124H91V123H87V125H86V130L85 131H83V128H82V125H80V123L81 124H83V120ZM122 119V118H121ZM180 119V118H179ZM138 120V119H137ZM136 120V123L138 122ZM183 120V119H182ZM182 120H179V127H178V125H177V127L178 128H176L175 130H174V133H175V135H176V138H177V147L175 148V146L173 147V145L171 144V143H168V146H167V150L170 152V153H172V155H174L177 159H179V160H181V159H185V160H187L188 162H189V165L190 164H192L193 166H194V168L193 169H195L196 170V172H194L195 174L194 175H191V176H183V183L186 185V187L187 188H189V189H191V188H193L194 186L196 187V189L195 190H197V186H199V184H203V183H208L209 181L208 180H205V178L207 177L205 174H203V172L205 173V169H207L208 168V174L210 175L211 174V171L209 172V166H208V163H207V165H206V168L205 167H203V168H205L204 170L205 171H203L202 170V167H201V163L203 162H201L200 160H201V158H199V157H201V155H199L198 156V154H202L203 156H204V153H205V155L207 154V155H209L208 157H211L210 159H217V157H216V155H218V158L221 160L222 158H220L219 157V155H221V154H219V153H221V148H220V146H219V142L218 141H216V139H215V137H213V134H212V137L210 136V138H208V141L207 142H205V140H207L206 138H207V133H206V136H204L205 135V130H204V135L202 136L201 134H203V130H202V128L203 127H201V129L200 130H197V131H193L191 128H192V124H191V122L189 121V120H187V121H182ZM254 122H253V121ZM255 120H257V121H255ZM68 121V120H67ZM197 121V120H196ZM63 122H65V121H63ZM69 122V121H68ZM65 123H67V122H65ZM64 123V124H65ZM133 123V127H134V129L136 128V130H138L140 127H139V125H138V123L136 124L135 122H132ZM131 123V124H132ZM257 123H258V125H257ZM259 123L262 125L263 124V128H262V130L260 129V126L261 125H259ZM24 125V127H23V125ZM123 124V123H122ZM69 125V124H68ZM84 125V124H83ZM120 125V124H119ZM258 127H257V126ZM125 126V125H124ZM165 126H166V124H165ZM200 126V125H199ZM67 126H65V128H66ZM54 129H55V134H59V132H60V130L59 129H57V125H55V127H53ZM59 128V127H58ZM62 129V131L61 132H63L64 133V135L62 134V136H61V138L59 137V140H61V139H65L63 136H65V137H67V134L69 133L68 131H69V129ZM69 128V127H68ZM81 128H82V130H81ZM138 128V129H137ZM149 128V127H148ZM70 129V130H71ZM150 129V128H149ZM148 129V130H149ZM153 129V128H152ZM198 129V128H197ZM251 129H250V131H249V129H248V131L251 133ZM2 130H7V134H5L6 132L4 131V133L2 134ZM66 130H68V131H66ZM82 132H81V131ZM140 130V129H139ZM247 131V132H248ZM202 132V133H201ZM212 132V131H211ZM252 132V133H253ZM258 132V131H257ZM251 133V134H252ZM11 134V133H10ZM54 134V133H53ZM71 134H68V135H71ZM112 133H110V135H111ZM251 134H249L248 136H250ZM254 135H255V133H253ZM252 134V135H253ZM12 135V134H11ZM61 135V134H60ZM252 135H251V137H252ZM253 135V136H254ZM72 136V135H71ZM70 136V137H71ZM164 136H166V134L164 135ZM247 136V137H248ZM21 137H23V136H21ZM257 136H254V138L252 137V138H249L248 137V139L247 140H250L248 143L249 144H251L252 145V143H253V141L255 142V140H257V138H256ZM262 137H264V133H263V136ZM262 137H259V140L258 141H256L258 144H254L253 146H252V155H251V158L249 157V158H247L246 160L248 161V163H249V165L251 166H249L250 167V170L252 171V169H253V171H252V173L254 174V177L255 176H259L260 174H262V178H264V139L263 140H261L260 138H262ZM16 138V137H15ZM26 138V137H25ZM51 138V137H50ZM82 138L85 140H82ZM23 139H24V137H23ZM54 139V138H53ZM51 140V142L50 141H48V144H49V146H47V149H49V150H47L46 152H47V154L50 156L49 158L51 159L52 157V159H56L57 160V162H56V160L55 161H51V163H50V161L49 160H47L48 159V157H46L45 155H46V153H45V155H44V157H46V160H47V162L46 163H44V161L42 160V162L40 161V164H39V162H36L38 165H36V164H34V166L36 165V167H35V169H32V167L34 168V166L33 165H31V166H29V165H25L24 164V166L25 167H23L22 165H20L21 167H22V172H20L19 174H17L16 172H17V170L18 169H16V168H18L19 166V164H21V163H17L18 161V158H14V159H17L16 161L17 162H15L16 164H17V166L16 167H13L14 165H13V162H12V159L11 158H9V155H8V149H7V151H5L4 150V148L3 147H5V146H2L1 144H0V183H1V186H3V191H6L7 189L10 191V199H11V202L9 201V198H8V200H6V201H9L10 203H12V204H9V202H8V205H12V207H14L15 205H14V203L12 202V201H16V195H17V199L18 198H20L21 196L23 197V198H25L26 196V198H27V200H28V198H32V196L33 195H30L31 193H24V189H25V187L26 186H33L34 184V186L35 187H37V189H39V190H37V194L36 195H34V199L32 198L31 200L29 199V204H32V205H28V206H31L30 208L28 207L27 208V206H26V210L23 212V213H27L28 212V214H29V216H28V214H26L27 215V217H30V218H32L31 217V214H33L35 217H36V219L37 218H39V221L41 222V224H40V222L38 223V219L37 220H35L34 219V221H37V223L40 225V227H37L38 229V231L40 232V233H42L41 235L39 234V237H38V239L36 238L37 236L36 235H38V234H33L34 236H36L34 239L36 240H33V238L32 237H34V236H32V237H30V238H27L28 236H29V234H27L28 236H26V234H24L23 232H18V235H19V237L17 236V238H16V241L18 240V239H22V238H27V240L25 241V240H22V241H24V242H28V246H33V244L34 243H39V242H41V244H42V239H44V238H42V237H45L46 235H47V233L48 232H46L48 229H47V227L48 226H51V227H53V225H54V227L53 228H55V226L60 222L61 223V228H63V229H66V228H69L68 227V225L67 224H69V226H73V228H74V225H76L75 227L76 228H81V227H83V228H85V229H87V230H85V229H82V231H81V229H79L78 231H79V233H80V235L81 236H83L85 239H82V237H80V235H79V233L77 234L76 232H74V235H72L71 234V237H75V238H72L71 240L75 243V246L73 245L72 247H70L71 246V244H74L71 240H69V241H71V242H68V239H67V236L66 235H63V233L61 234L62 235V239L63 240H61V238H59L61 241L59 242L60 244V247H62V248H60V247H58L59 249H58V251L62 254V256L61 257H63V259H61V257L59 258V262L56 260V259H54V260H56L57 261V264L58 263H60V264H78V263H76L75 262V260H77V256L79 255V253L81 254V251L83 250V251H86L89 247L91 248V246H94L97 242H99L100 241V239L102 238V239H104V240H102L101 239V241L103 242V241H105V242H108L107 244H109V246L111 247L110 249H111V252H110V254L111 253H113V255H114V257H112V259L114 260L115 259V261H116V259H117V261H116V263H119V264H170L169 263V261H171L170 259H172V258H174L175 257V255H174V257H173V254H170V252H171V250H170V248H166V246H162L161 244V246H162V248H160L159 246H156V247H153V246H155V244L153 245L152 243L153 242H151L150 240H149V242H151L150 244H152V245H150V244H148V238L146 239V238H144L143 236H141L142 234H143V232H142V234H141V231H143L142 229V225H141V227H139L140 226V223H138V224H134V225H132L131 226V224H128V222L126 223V222H124V223H122L121 225L122 226H120L119 228L121 229L120 231H122L121 233L119 232V234L117 233L116 235L115 234H113V232L115 231H113V229H111L110 227H112V225H114V223H115V221L119 218V217H121V215L123 216L124 215V217L125 216H127L128 215V213L129 212H131V210H132V208H134V207H130V204L128 205V204H126L127 203V201L129 202V200H130V198L128 197V195H131V194H128L127 192H123L122 191V188H121V190L120 191H122V193H119V194H122V196H120V197H118L117 196V198H119L118 200H117V198L114 200H112V201H110V203H109V205L108 204H102L101 205V203H100V208L97 206H93V205H91V204H93L94 202H90L91 204V206L89 207V208H87V206H86V208H79L78 207V203L76 202V201H74L73 202V200H72V198H79V196L80 197H82V193H81V191H79V190H77V189H75V191L74 192H71V193H68V198H65L66 196H61L62 198H65V200L63 199H61V197H59L60 199H57L56 197H54V195H53V193L51 194L50 193V191L48 190L47 191V189H46V191H45V186H46V188H47V186H49L50 187V185L48 184L49 182H53V183H56V182H54V179H56V178H58V180L61 178V180L63 179L62 177H64L63 175H65L66 173L64 172L65 170H66V172H67V170L68 171H70L72 168H70V170H69V168H67L66 167V165H65V162H67V159L66 160H63L64 159V157L66 156V154H64L65 152V150L63 151V149L62 148H64V144L63 145H57V144H59V143H61V142H59L58 141V139L56 140V139H54V140ZM20 141V143L23 141L19 136H17V141ZM253 140V141H252ZM19 141H18V143H19ZM55 141H56V144L54 145V143H55ZM0 142V143H1ZM57 142H59V143H57ZM65 142V141H64ZM17 143V142H16ZM77 143L75 144V147H76V145H77ZM117 143V142H116ZM119 143V142H118ZM144 144V142H141V145L139 144L138 146L137 145H135L136 146V148L134 149V151L131 153V161H132V166H133V168H134V172H135V175L136 176H138V178H141V184L143 185L146 181H148L149 182V180H150V184L149 183H147L148 185H144V189H143V191L144 192H147V193H149V195L147 194V199H148V196H149V202L148 203H150L151 202V204L153 203V204H155V205H153L154 207L157 205V208H158V206L159 207H161L162 208V210L160 211V212H162L163 213V217L161 218V220H165V223H163L164 224V226H166L167 227V229L170 231V232H174L175 231V236H177L176 235V232H178L179 230H177V229H179L178 227H180L183 231H182V233H179V234H186L187 232H189L188 234H190L191 232H192V230L190 231L189 229H188V227H189V225L188 224H185V223H187V221L186 220H184V221H186V222H184V224H182V225H180V226H176L177 225V219L175 218V215H174V210H175V205L173 204V201H171V200H169L168 201V199H163V201H158L159 199L161 200V197H159V196H157V198H158V200H156L155 199V196L156 195H158L157 193H156V191L154 190L155 188H156V186L157 185H159V186H162V188L160 189V190H164L163 192H166V190H167V188H169L167 185H168V181H169V178L171 177V170L170 169H168L167 168V165H165L163 162H165V160L166 159H168V158H171L172 157V155L170 156V157H167V158H165L164 159V161H162L163 160V158L164 157H162V160H159V159H153V158H151V159H153L152 160V164L150 163L149 164V161L147 160V158H149L150 157V154L151 153H149L148 151L146 152V150H147V147H146V145H143ZM4 144H5V142H4ZM47 144V145H48ZM123 144H124V142H123ZM46 145V144H45ZM14 146H16V145H14ZM54 146H58V147H53ZM63 146V147H62ZM250 146V145H249ZM12 147V146H11ZM171 148V150H170V148ZM15 148V147H14ZM14 148H12V149H14ZM18 148H19V146H18ZM88 148V147H87ZM209 151V152H207V150ZM148 150H149V148H148ZM212 152H211V151ZM12 151V150H11ZM10 151V152H11ZM15 151V150H14ZM75 151H76V148H75V150H74V153H75ZM164 150H162V152H163ZM206 151V152H205ZM223 151V150H222ZM53 153V154H52ZM96 153H101V154H96ZM170 153H168L169 155H170ZM11 154V153H10ZM63 155H64V157H63ZM74 155V154H73ZM76 155V154H75ZM96 155V156H95ZM223 155V154H222ZM81 156V155H80ZM173 156V157H174ZM11 157V156H10ZM74 158H76L77 160H75L76 161V164L77 165H79L81 162H79L80 160H79V158H77V157H75V156H73ZM100 157V158H101ZM102 157V158H103ZM172 157V158H173ZM196 157H198V158H196ZM208 157H207V159L205 158V161L206 160H208ZM216 157V158H215ZM13 158V157H12ZM81 158V157H80ZM238 158V157H237ZM20 159V158H19ZM44 160H45V158H43ZM161 159V158H160ZM204 159V157L202 158V160ZM235 159V158H234ZM199 160V161H198ZM231 160V159H230ZM237 160V159H236ZM3 161H6L5 163L6 164H4V162ZM21 161V160H20ZM19 161V162H20ZM49 161V162H48ZM72 160H68V163L69 162H71ZM74 161V160H73ZM74 161V162H75ZM78 161V162H77ZM147 161H148V164L149 165H152V168H154L153 170L151 169V171H149V169H148V167H150V166H147ZM217 161H219L218 159H217ZM221 161H224V160H221ZM2 162H3V164H2ZM84 162V161H83ZM220 162V161H219ZM25 163V162H24ZM29 163V162H28ZM32 163V162H31ZM30 163V164H31ZM176 163V162H175ZM230 163L231 164H236L237 162L235 161V160H232V161H230ZM33 164V163H32ZM67 164V163H66ZM70 164V165H69ZM68 164V167H70L71 166V163H69ZM145 164H146V166H145ZM179 164V163H178ZM177 164V165H178ZM203 164H204V162H203ZM206 164V163H205ZM229 164V163H228ZM48 165H49V167L51 166V168H49V169H47V170H45V168H46V166L48 167ZM73 165V164H72ZM74 165H75V163H74ZM77 165H76V167H77ZM82 165H83V163H82ZM96 165H97V163H96ZM256 165L257 166H259V167H256ZM192 166V167H193ZM205 166V165H204ZM235 166H237V165H235ZM73 167V166H72ZM85 167V166H84ZM83 167V168H84ZM92 167V166H91ZM179 167V166H178ZM256 167V168H255ZM73 168H75V166L73 167ZM79 168H80V165H79ZM82 168V167H81ZM93 168H94V166H93ZM4 169V170H3ZM50 169H52V170H50ZM148 169V170H147ZM233 169H235V168H233ZM258 169V170H257ZM73 170V169H72ZM80 170V169H79ZM94 170V169H93ZM96 170V169H95ZM95 170H94V175H95V178H96V182H92L91 183V181H90V183H88V181L89 180H87V183L86 184H79V186L80 185H86V187L85 186H83V187H85V188H87V189H89V191L91 192V194L90 195H92L93 197H92V199L93 198H95L96 196H95V194H94V192H96L98 189L100 190V188L99 187H101V189H102V187L103 188H105L106 187V184H105V182H103L102 180V178H101V176H99V173L96 171L95 172ZM255 170V171H254ZM82 172L84 171L83 169L81 170ZM146 171H148V173H149V175H150V173H153L152 174V176L150 175V177H149V175H148V173L146 172ZM234 171H236V170H234ZM250 171V172H251ZM64 172V174H62ZM81 172V173H82ZM259 172V174L258 175H256L257 173ZM69 173V172H68ZM78 173H80V172H78ZM85 173V172H84ZM235 173V172H234ZM238 173V172H237ZM236 173V174H237ZM241 173V172H240ZM251 173V174H252ZM47 174H50L49 176H48V178L50 179L49 181H48V178H47ZM207 174V175H208ZM83 176H84V174H82ZM148 175V176H147ZM52 176V177H51ZM62 176V177H61ZM206 176V177H205ZM110 177V176H109ZM260 177H261V175H260ZM102 179V180H101ZM107 179V178H106ZM109 179V178H108ZM207 179V178H206ZM57 180V179H56ZM57 180V181H58ZM82 180V179H81ZM110 180V179H109ZM152 180V181H151ZM47 181V182H46ZM112 181V180H111ZM208 181V182H207ZM43 182V183H42ZM203 182V183H202ZM52 183V184H53ZM82 183V182H81ZM145 183V184H146ZM233 183V184H232ZM33 184V185H32ZM48 184V185H47ZM109 184V183H108ZM157 184V185H156ZM231 184H232V186L231 185H229V186H227V187H229V188H227L226 187V189H222V187L220 188L219 186H216V185H213L212 187H207V189H206V192L208 193V195H210V197H211V199H212V201H215V203H214V207H220V206H224V205H227V204H229V203H237V208H239L240 207V205L238 204V198H239V196H241V194L243 193V191H245V190H247L246 189V187H244V185H241V184H237V183H235V182H231ZM237 184V185H236ZM38 185V186H37ZM54 185V184H53ZM53 185H51L52 187H53ZM56 186H57V184H56ZM107 186H109V185H107ZM124 186V185H123ZM155 186V187H154ZM158 186V188H160ZM236 186V187H235ZM31 187H29V188H31ZM120 187H122V186H120ZM150 187H153V188H150ZM34 188V187H33ZM32 188V189H33ZM67 188V187H66ZM98 188V189H97ZM234 188V189H233ZM17 189H20V194H19V190H17ZM50 189H53L54 190V188H50ZM198 189H200V188H198ZM232 189V190H231ZM241 189V190H240ZM14 190L16 191L15 193H14ZM57 190V189H56ZM69 190V189H68ZM119 190V189H118ZM123 190H124V188H123ZM159 190V191H160ZM192 190V189H191ZM12 191V192H11ZM119 191V192H120ZM127 191V190H126ZM54 192H56V191H54ZM86 192V191H85ZM192 192H193V190H192ZM16 193H18L19 195H20V197H18L19 195L18 194H16ZM87 193V192H86ZM97 193V192H96ZM99 193V192H98ZM101 194L103 193V192H100ZM99 193V194H100ZM130 193V192H129ZM193 193H195V192H193ZM67 194V193H66ZM105 194V193H104ZM146 194V193H145ZM156 194V195H155ZM12 195V196H11ZM65 195V194H64ZM136 195V194H135ZM9 196V195H8ZM14 199H13V198ZM72 197V198H71ZM134 197V196H133ZM23 198L21 199V200H23ZM35 198H38V199H35ZM83 198H84V196H83ZM82 198V199H83ZM86 198V197H85ZM89 198V197H88ZM129 198V199H128ZM135 198V197H134ZM255 198H257V199H255ZM253 197V201L252 202H248L247 204H250L249 206H251V209L250 210H248V212H244V210H242L241 208L240 209H237V210H235V211H232V213H233V215L232 216H230L228 219H227V221H228V223H227V228H228V230H227V236L226 237H223L222 239H221V241H220V243L218 244L217 243V245L216 246H208V248L206 247H204L203 249H201L200 250V252H197L198 253V255L199 256H196V257H200L206 264H256V262H259L258 264H264V254H261V252L260 253H257L258 252V248H260V247H258V248H256V251L257 252H255V250L251 247V246H253L254 244L253 243H255L256 241H257V239L256 240H254V235H253V233H252V235H250L249 236V234H247L248 232H247V230H246V228L248 227V223H250L251 221L250 220H248V219H250L248 216H249V214L256 220V219H258L259 217H260V215H259V213H258V211H259V208H260V210H264V205L262 204V206H260V202L263 200L261 197L260 198H258V197ZM91 199V198H90ZM90 199H89V201H90ZM91 199V200H92ZM128 199V200H127ZM262 199V200H261ZM4 200H5V198H4ZM132 201H133V199H131ZM217 200V201H216ZM219 200L220 201H223V200H228V201H224V202H220L219 203ZM255 200V201H254ZM19 201H20V199H19ZM19 201H16L15 203H18ZM81 201V200H80ZM93 201H95V199L93 200ZM109 201V200H108ZM216 202H218V204L216 203ZM6 203V202H5ZM5 203H4V206L2 207V206H0V210H2L1 208H3V210H5L6 212H7V210H8V213H10V209L12 208V207H9V208H6V207H8V206H6L5 205ZM20 203V202H19ZM37 203V204H36ZM77 203V204H76ZM103 203V202H102ZM2 204V203H1ZM39 207V209L40 210H38V211H36L37 209H36V205ZM96 204L98 205V203L96 202ZM95 204V205H96ZM199 204H200V207L198 208V210H199V212H200V214L201 215H203V210H204V206H201V204L202 203H200L199 202ZM14 205V206H13ZM108 205V206H107ZM6 206V207H5ZM80 206V205H79ZM83 206V205H82ZM126 206H127V208H126ZM235 206H236V204H235ZM6 208V209H5ZM131 208V209H130ZM2 210V213L4 214V216H3V214L2 213H0V221H3V223H4V221H7V219L6 220H4V218H5V214H6V212L5 211H3ZM31 210V211H30ZM130 210V211H129ZM134 210V209H133ZM132 210V211H133ZM160 210V209H159ZM241 210L243 211V212H241ZM129 211V212H128ZM153 211V210H152ZM229 211V210H228ZM1 212V211H0ZM5 212V213H4ZM30 212V213H29ZM32 212V213H31ZM159 211H158V213H160ZM240 212V213H239ZM7 213V214H8ZM150 213V212H149ZM162 213H160V215L162 214ZM80 214V216L83 214V216H84V218L83 217H80V216H78ZM10 215V214H9ZM9 215H6V216H9ZM32 215V216H33ZM149 215V214H148ZM147 215V216H148ZM151 215H152V213H151ZM151 215H149L148 216V218H149V220H151ZM157 215V214H156ZM159 215V214H158ZM264 215V214H263ZM11 216V215H10ZM155 216V215H154ZM162 216V215H161ZM4 217V218H3ZM251 217V218H252ZM25 218V217H24ZM24 218H22V219H24ZM29 218V219H30ZM65 218V219H64ZM122 218V217H121ZM147 218V217H146ZM147 218V219H148ZM154 218H156V217H154ZM158 218V217H157ZM157 218L156 219H153V217H152V221H154V220H156V222H158L157 221ZM164 218V219H163ZM262 218H264V216H262ZM28 219V220H29ZM85 220V222H84V220ZM146 219V220H147ZM28 220H26V221H28ZM145 220V219H144ZM143 220V221H144ZM148 220V221H149ZM159 221H161L160 220V217H159V219H158ZM244 220H245V222H244ZM20 221H22V220H20ZM56 221H57V223H56ZM63 221V222H62ZM66 223H65V222ZM152 221H150L149 222V224L152 222ZM243 223H242V222ZM10 222V221H9ZM23 222H25V219H24V221ZM22 222V223H23ZM30 222H33V220L32 221H30ZM44 222V223H43ZM117 222V221H116ZM146 222V221H145ZM155 222V221H154ZM162 222V221H161ZM237 222H239L238 224H236ZM240 222L243 224H240ZM25 223H27V222H25ZM25 223H23V224H25ZM34 223V222H33ZM36 223V222H35ZM36 223V226H38V224ZM65 223V224H64ZM142 223V222H141ZM153 223V222H152ZM150 224L149 226H151V225H153L154 224V226L155 225H157L156 223H153V224ZM179 223V222H178ZM1 224H2V222H1ZM0 224V225H1ZM6 224V223H5ZM23 224H21V225H23ZM63 224V225H62ZM87 224H89L90 226H88ZM116 224V223H115ZM123 224H124V226H123ZM65 225H67L66 226V228H65ZM119 225V224H118ZM125 225H127V226H125ZM145 225V224H144ZM187 225H188V227H187ZM25 225H23L22 227H24ZM35 226V225H34ZM35 226V227H36ZM79 226V227H78ZM115 226V225H114ZM146 226V225H145ZM163 226V227H164ZM3 227V224L1 225V227L0 228H2ZM5 227V226H4ZM3 227V228H4ZM21 226H20V228H22ZM31 227V226H30ZM45 227H46V229H45ZM51 227H49V228H51ZM116 227L118 228V226L116 225ZM29 228V227H28ZM32 228V227H31ZM30 228V229H31ZM59 228V227H58ZM71 228V227H70ZM117 228H115V229H117ZM140 228H142L141 230H140ZM154 228V227H153ZM153 228L152 229H150V230H153ZM190 228V227H189ZM244 228H245V230H244ZM249 228H250V226H249ZM249 228H248V230H249ZM27 230V228H24V230ZM40 229V230H39ZM146 229V228H145ZM155 229V228H154ZM181 229H180V231H181ZM188 229V230H187ZM244 231L243 233H242V230ZM254 229V228H253ZM2 229H0V244H1V250H6V249H4L3 247H7L8 246V244H7V246L5 245L4 246V244L6 243V241H7V239H4L5 240V243L3 244V242H4V240H3V236H4V234H3V231H1ZM29 230V229H28ZM27 230V231H28ZM45 230V231H44ZM68 230V229H67ZM140 230V231H139ZM149 230V229H148ZM165 231H166V229H164ZM167 230V231H168ZM173 230V231H172ZM252 230V229H251ZM26 231V232H27ZM42 231V232H41ZM49 231V230H48ZM63 231V230H62ZM65 231V230H64ZM84 231H86L85 233H84ZM144 231H146V230H144ZM179 231V232H180ZM245 231L247 232V233H245ZM253 231V230H252ZM44 232V233H43ZM118 232V231H117ZM237 232V233H236ZM249 232H250V230H249ZM258 232V231H257ZM19 233H22L21 234V236H20V234ZM65 233V232H64ZM80 237V238H77L78 236L76 235V234ZM102 235H101V234ZM250 233V234H251ZM24 234V235H23ZM46 234V235H45ZM66 234V233H65ZM178 234V235H179ZM259 234V233H258ZM42 235H44V236H42ZM48 235H50V232H49V234ZM104 235V236H103ZM208 234H205V236H204V238H206V237H208L207 236ZM256 235V234H255ZM22 236H24V237H22ZM26 236V237H25ZM42 236V237H41ZM60 236V235H59ZM64 236H66L65 237V239H67V240H64ZM101 236V237H100ZM180 236H183V235H179V237ZM196 236H197V234H196ZM251 236H252V239H251ZM260 236V238H261V235H259ZM22 237V238H21ZM41 237V238H40ZM46 237H49V236H46ZM178 237V236H177ZM194 237H195V235H194ZM193 237V239H191V240H193V241H191V242H193L194 243V241L195 242H197L198 240H200L201 239V236L200 235H198L197 237H195L194 238ZM250 237V238H249ZM258 237V236H257ZM97 238L99 239V241H97ZM176 237H174V239H175ZM259 238V237H258ZM263 238V237H262ZM28 239L30 240L31 239V241H28ZM178 239V238H177ZM202 239H203V237H202ZM201 239V240H202ZM208 239V238H207ZM15 240V239H14ZM38 240V241H37ZM40 240V241H39ZM50 240V239H49ZM86 240V241H85ZM147 240V241H146ZM201 240L199 241V242H201ZM205 240V239H204ZM263 240L264 239H262V243L260 244V245H263V247H264V242H263ZM15 241V242H16ZM18 241H20V240H18ZM34 243H33V242ZM67 241V242H66ZM101 241L99 242L100 244L99 245H101ZM208 241H209V239H208ZM259 241V240H258ZM30 242H32V243H30ZM64 242V243H63ZM116 242L118 243V244H122L123 246H124V248H125V250L127 251L126 252V254H127V256H126V258H123L122 257V254L120 253V251L118 250V248L116 249V247H115V245H117L116 244ZM199 242H197L198 243V245L199 246H201V247H203L202 245H200L201 243H199ZM204 242V241H203ZM19 243V242H18ZM18 243H17V245H18ZM25 243V244H26ZM66 243H71V244H66ZM104 243V242H103ZM207 243V242H206ZM3 244V245H2ZM20 244H21V242L19 243V246L18 247H21L20 246ZM40 244V243H39ZM54 244V243H53ZM61 244H64V245H62L61 246ZM203 244V243H202ZM252 244V245H251ZM16 245V246H17ZM98 245V243L96 244V246ZM195 245H196V243H195ZM257 245V244H256ZM16 246H15V249H13V251H15V252H13L12 251V253H13V255L10 257V258H12V259H9V261L11 262V264H18L19 263V259L18 260H16L17 258H16V256H17V254H18V252H17V248H16ZM45 247H47L46 246V244L44 245ZM53 246V245H52ZM54 246H56V243L54 244ZM58 246V245H57ZM118 246V245H117ZM259 246V245H258ZM9 247V246H8ZM7 247V248H8ZM27 247V246H26ZM49 247V246H48ZM64 247V248H63ZM120 247V246H119ZM197 247V246H196ZM56 248V247H55ZM11 249V250H12ZM40 249V248H39ZM47 249H49V248H47ZM61 249V250H60ZM64 249V250H63ZM170 251H169V250ZM235 249V253L237 254V252H236V250H238V253H239V259H237V258H235L234 256H233V254H232V252H233V250ZM263 249V251H264V248H262ZM262 249H261V251H262ZM0 250V251H1ZM20 249H18V251H19ZM21 250H22V247H21ZM89 250V249H88ZM108 250H109V247H108ZM4 251H2V252H4ZM31 251V250H30ZM39 251H41V249L39 250ZM65 251H66V253H65ZM231 251V252H230ZM260 251V250H259ZM35 252V256H37V257H35V258H37V260H39V262L42 264V261L44 260V258H42V255L43 254H41V257H39L40 256V254H39V256L36 254V251H34ZM34 252L33 253H31V252H29V254H33L34 255ZM233 252V253H234ZM1 253V252H0ZM16 253V255H14ZM41 253V252H40ZM76 253H78L77 255H76ZM258 255H257V254ZM262 253H264V252H262ZM60 254V255H61ZM64 254V255H63ZM136 256H135V255ZM261 254V255H260ZM26 255V254H25ZM24 255V256H25ZM33 255H32V258H33ZM197 255V254H196ZM255 255H256V257H259V256H261V258L259 257V258H257V259H259L258 261H256L255 262ZM29 256V255H28ZM28 256L26 257V258H28ZM31 256V255H30ZM30 256H29V260H31V258H30ZM233 256V257H232ZM25 257H24V259H25ZM43 257H44V255H43ZM43 260H42V259ZM49 259V258H48ZM124 261H123V260ZM201 259H199V260H201ZM261 259V260H260ZM26 260V259H25ZM29 260H28V262H29ZM33 260H34V258H33ZM36 260V259H35ZM36 260V261H37ZM41 260V261H40ZM45 260H46V262H45ZM45 260L43 261L44 262V264H46V263H49V264H51L50 263V261L49 262H47V258H45ZM60 260H62V263H61V261ZM64 260V261H63ZM201 260V261H202ZM36 261L35 262H33L34 264L36 263ZM176 261V260H175ZM239 261H242L243 263H239ZM261 261V262H260ZM25 262V261H24ZM53 264H56V262H54V261H51ZM27 262H25L24 264H26ZM37 263H38V261H37ZM21 264V263H20ZM30 264V263H29ZM173 264V263H172ZM176 264V263H175Z\"/></svg>",
	"mask_w": 264,
	"mask_h": 264
}]
</instances>
